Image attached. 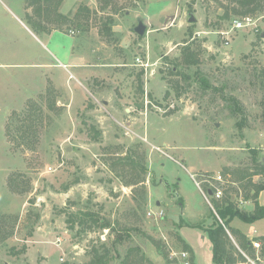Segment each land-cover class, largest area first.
I'll list each match as a JSON object with an SVG mask.
<instances>
[{
    "label": "rangeland",
    "instance_id": "1",
    "mask_svg": "<svg viewBox=\"0 0 264 264\" xmlns=\"http://www.w3.org/2000/svg\"><path fill=\"white\" fill-rule=\"evenodd\" d=\"M53 1L0 0V264H87L104 247L107 264H212L214 201L264 205V189L244 198L264 182V2ZM244 16L253 28H231ZM230 225L264 235V218Z\"/></svg>",
    "mask_w": 264,
    "mask_h": 264
},
{
    "label": "trees",
    "instance_id": "2",
    "mask_svg": "<svg viewBox=\"0 0 264 264\" xmlns=\"http://www.w3.org/2000/svg\"><path fill=\"white\" fill-rule=\"evenodd\" d=\"M45 2V8L43 5L39 9L36 8V11L40 12L41 9L44 11L45 14H47L48 9V3L52 0H42ZM62 0H55L53 1V6L56 8ZM231 2H234L235 5L238 7H243L244 10H242V13H247L251 10L252 8L256 7H261L262 3L264 0H228ZM32 1H28V4L31 5ZM251 7V8H250ZM236 8H233L235 12H239ZM188 57L185 56L184 61L185 62H195L194 58H190V61H187ZM200 83L203 84L204 87L207 85L206 80L201 79ZM98 132L95 131V135H97ZM257 161H255L256 163ZM257 169L256 172H253L252 174L258 173V172H263L264 173V164H256ZM247 173H241L239 176V180L244 178ZM251 181V180H250ZM264 189V182L255 184L251 182V188L247 191V195L244 197L245 199L253 198L256 200L257 195L259 191ZM208 190H211L212 192L214 191L213 188H206L205 191L208 193ZM213 195V194H212ZM211 214L214 217V221L208 225L205 228H202L201 225H197L200 228H202L208 235V238L211 242L212 245V264H236L237 262H246L247 258L242 255L240 252L243 251L248 255V257L252 260L255 261L257 264H264V235L256 236L254 239L259 241L260 246L258 248V253H256L255 248L253 247L251 243V239L248 238L245 233L240 231L237 228H234L230 225L231 221L234 218H239L245 223L252 224L256 222L259 219L264 218V205L259 204L257 201L254 204V207L251 210H242L238 208L237 205L234 204V202L230 198H224L221 201H214L213 203V210H211ZM87 216L91 215L89 213H82L81 216ZM221 219V221L218 220V218ZM69 221H71L70 227L74 226V223L76 221L68 218ZM78 223L83 224V219L81 217L78 218ZM182 225V224H181ZM101 228L103 227H109L108 222H102L99 225ZM227 229L229 230L230 234L235 238L238 247L234 244L233 240L231 239L229 233L227 232ZM153 244L156 245V249L160 255L163 257H166L165 253L162 251L161 246L159 245L158 242H154V240L147 236ZM122 236L117 235L115 237V240L113 242V245L116 242H119ZM178 241L182 243V249L189 252L190 254V260L194 261L193 258V250L192 248L188 245V243L178 235ZM104 247V246H103ZM134 250H138L140 252V248L136 247L133 248ZM240 249V250H239ZM192 253V254H191ZM109 254V248L104 247V250L102 252H99L97 250L93 251L92 257L89 260L87 264H107V257ZM192 255V256H191ZM129 257L126 256L123 258L120 262V264H149L151 260H149L145 254L140 252L139 258L135 257V262L129 261Z\"/></svg>",
    "mask_w": 264,
    "mask_h": 264
},
{
    "label": "built area",
    "instance_id": "3",
    "mask_svg": "<svg viewBox=\"0 0 264 264\" xmlns=\"http://www.w3.org/2000/svg\"><path fill=\"white\" fill-rule=\"evenodd\" d=\"M254 26H255V21L253 20V18L250 17V16H244L242 18H236V19H234L231 28H233V29H242V28H247V27L253 28ZM219 33L221 35H223V37H227L226 31H220ZM137 61H138L139 65H143L144 67H146V64H144L140 59H137ZM191 177L193 178V180L195 181V183L197 184V186L200 187L199 182L195 179L194 174H191ZM217 178H220V176H217ZM201 191H202L203 195L206 196V194L204 193V191L203 190H201ZM213 196H215L217 198L220 197L221 196V190L220 189H215L213 191ZM162 214H163V211L161 209L158 210V211H152L150 209L147 210V215L148 216H151V217H154L156 219L162 217ZM251 243H252L253 247H255L256 249L260 246V243L257 240L251 239ZM180 255L182 257L186 258L187 255H188V252L182 251L180 253ZM249 261H250V264H257V263H255L254 260H252L250 258H247V261L246 262L249 263ZM246 262H244V263H246Z\"/></svg>",
    "mask_w": 264,
    "mask_h": 264
},
{
    "label": "water",
    "instance_id": "4",
    "mask_svg": "<svg viewBox=\"0 0 264 264\" xmlns=\"http://www.w3.org/2000/svg\"><path fill=\"white\" fill-rule=\"evenodd\" d=\"M196 20L195 16L192 13H189L188 21L194 22ZM133 31L137 35H143L146 31V25L144 24L143 20L140 17H137L136 24L133 26ZM263 36V33L261 34ZM208 194L212 195L213 192L211 190H208Z\"/></svg>",
    "mask_w": 264,
    "mask_h": 264
},
{
    "label": "crops",
    "instance_id": "5",
    "mask_svg": "<svg viewBox=\"0 0 264 264\" xmlns=\"http://www.w3.org/2000/svg\"><path fill=\"white\" fill-rule=\"evenodd\" d=\"M83 58H82V56H80V57H78V61H80V60H82ZM74 61H72V58H71V60H70V62H69V64L70 65H76V63H73ZM129 109L128 108H126V111H128ZM192 173H190V175H191ZM259 204H262V203H259ZM183 226V225H182ZM233 227V226H232ZM234 228H237V227H234ZM237 229H239V228H237ZM240 231H242L241 229H239ZM250 231L252 232V233H255V229L253 228V227H251L250 228ZM178 232H179V234L182 236V238L184 239V237H183V235L181 234V231H180V228H179V230H178ZM243 232V231H242ZM243 233H245V232H243ZM245 235L248 237V238H250V239H254L256 236H249L247 233H245ZM230 236H232L231 234H230ZM257 236H260V235H257ZM203 237V236H202ZM185 240V239H184ZM255 240V239H254ZM233 242H234V244L238 247V244H237V242H236V240H235V238L233 237ZM239 248V247H238Z\"/></svg>",
    "mask_w": 264,
    "mask_h": 264
}]
</instances>
